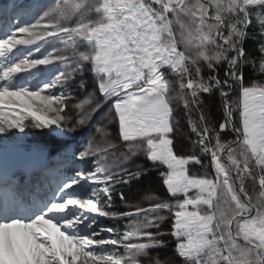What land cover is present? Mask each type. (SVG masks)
Segmentation results:
<instances>
[{
    "label": "snow or ice",
    "instance_id": "6c2138e0",
    "mask_svg": "<svg viewBox=\"0 0 264 264\" xmlns=\"http://www.w3.org/2000/svg\"><path fill=\"white\" fill-rule=\"evenodd\" d=\"M41 8L0 29V134L99 126L76 151L33 148L23 184L0 168V264H264V81L246 74L264 76V0ZM8 11L33 7L12 0ZM44 45L59 47L33 54ZM141 155L150 166L132 163ZM152 174L166 196L130 201L124 189Z\"/></svg>",
    "mask_w": 264,
    "mask_h": 264
},
{
    "label": "rangeland",
    "instance_id": "374dc122",
    "mask_svg": "<svg viewBox=\"0 0 264 264\" xmlns=\"http://www.w3.org/2000/svg\"><path fill=\"white\" fill-rule=\"evenodd\" d=\"M54 2V0H15V3L18 4L20 7H33V13L32 16L30 17H19L17 18L15 15L14 11H8V8L10 4L12 3V0H0V9H4V12H0V29L4 28L5 25L7 24L8 20L11 19L12 25H16L22 22L24 19H28L30 22H34L33 17L38 18L40 15H43V11L46 10V8H41L42 5H47ZM4 14V15H3ZM3 17V19L1 18ZM54 47H59V45H44V47L41 49V51L46 53L47 51H52ZM17 53H15V57H17ZM43 68V66H41ZM88 75H91L89 73ZM88 77L86 76L85 79ZM22 78L17 81L18 83H21ZM75 87V86H73ZM91 88L87 90V92H90ZM87 92L82 91L80 89H75L72 91V96L73 97H80L83 95H87ZM180 113H182V109L179 110ZM69 115H72V113H69ZM98 124H89L85 125L84 127L78 128L76 133H73L70 136H65V137H60V146H61V152L57 153L54 156H50L47 154L49 159H52L54 157H57L58 154H61L65 151L72 152L76 151L77 149L81 148V145H84L87 143V141L92 138L93 136L96 135V128L98 127ZM53 131V130H52ZM185 131H187V126L185 125ZM28 138V128L25 129L23 133L19 132L18 129H13L11 130L8 134H0V153L2 152H8L10 150L18 151L21 150L23 152L30 153L33 147H29L30 142L27 140ZM82 150V149H81ZM78 156V153H77ZM133 164H143V165H149L151 162L146 161L143 155L139 156L138 158H134L132 161ZM131 167V165H129ZM18 178L20 183L23 184L24 178H23V172H17ZM72 172L67 171L66 175H72ZM163 192H165L166 196V191L163 189ZM146 196H154V197H165L164 194H156L155 192L149 193V195ZM144 197V198H145ZM140 200V203H144L146 206V200L145 199ZM99 222L101 224H108L109 226H114L111 224V222L105 220L104 218H99ZM163 230L167 231V225L163 226ZM166 239L169 240V244L171 245V238L166 237ZM164 252L160 253L161 257H168L172 255V247L169 246L166 249H163ZM168 253V254H167ZM178 264V261H177Z\"/></svg>",
    "mask_w": 264,
    "mask_h": 264
},
{
    "label": "trees",
    "instance_id": "16d2710c",
    "mask_svg": "<svg viewBox=\"0 0 264 264\" xmlns=\"http://www.w3.org/2000/svg\"><path fill=\"white\" fill-rule=\"evenodd\" d=\"M246 47L252 51V55L256 58L257 64L259 63V53L255 51L256 42L249 40L246 42ZM29 49L25 48L22 52L27 54ZM34 55H42L43 52L33 53ZM221 75H223V71L221 70ZM246 74L249 80H257L264 81V76L256 75L253 73V69L251 65L246 67ZM22 83V82H21ZM218 97L213 98V100L209 103L208 112L212 115L213 121L219 118L220 113L218 111ZM196 114L194 113V116ZM28 138L27 139L30 144L29 147H40L47 150L49 153H58L61 150L60 139L59 136L55 134L52 129H33L28 128ZM149 166V165H148ZM119 187V186H118ZM162 190V184L159 179L155 176V174L147 175L142 177L139 182H133L130 188H125V194L128 199L132 202H140L145 195H149V193L155 192L157 195L165 196V192ZM114 199L117 205H120V196L119 192L114 193ZM164 252V250H160V253ZM168 254V253H167Z\"/></svg>",
    "mask_w": 264,
    "mask_h": 264
},
{
    "label": "bare ground",
    "instance_id": "6f19581e",
    "mask_svg": "<svg viewBox=\"0 0 264 264\" xmlns=\"http://www.w3.org/2000/svg\"><path fill=\"white\" fill-rule=\"evenodd\" d=\"M1 18L3 19L2 16H1ZM23 50H25V48L21 47L19 49V51L16 52L18 54L17 57H22L24 55V53L22 52ZM17 57H15V58H17ZM21 78H22L21 82H24L25 77L23 75H21ZM28 154L29 153L23 152L21 150H18V151L10 150L8 152H2V153H0V168L7 166V168L11 171L22 172L21 168H22V165L25 162ZM34 175H40V184H42L43 181H42L41 173L34 171L31 177H33ZM28 179H29V177H28Z\"/></svg>",
    "mask_w": 264,
    "mask_h": 264
}]
</instances>
